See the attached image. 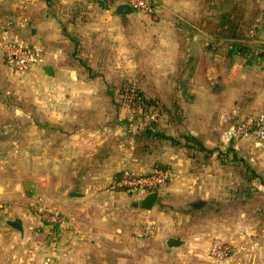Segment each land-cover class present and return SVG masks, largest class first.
<instances>
[{
	"label": "crops",
	"instance_id": "crops-1",
	"mask_svg": "<svg viewBox=\"0 0 264 264\" xmlns=\"http://www.w3.org/2000/svg\"><path fill=\"white\" fill-rule=\"evenodd\" d=\"M216 4L153 0V14H117L97 0H0V37L43 56L18 72L0 48V91L11 92H0V264H264V144L228 136L264 111V47L248 63L216 42ZM124 80L143 85L157 131L179 145L131 122L106 86ZM183 135L217 150L193 151ZM227 143L245 162L216 154ZM159 166L177 177L150 210L137 205L144 195L110 188L123 169ZM186 205L208 211L192 239ZM45 211L56 226L35 216ZM17 218L21 232L8 223ZM170 237L181 244L167 247ZM206 239L239 250L218 262L189 246Z\"/></svg>",
	"mask_w": 264,
	"mask_h": 264
},
{
	"label": "rangeland",
	"instance_id": "rangeland-1",
	"mask_svg": "<svg viewBox=\"0 0 264 264\" xmlns=\"http://www.w3.org/2000/svg\"><path fill=\"white\" fill-rule=\"evenodd\" d=\"M70 6L69 4H67ZM114 5V4H113ZM112 5V6H113ZM217 22L220 19V16L222 13H230L229 16L233 19H236L238 22V27L240 29L239 33L241 36L239 42L240 43H246L249 47H252L254 51H257L261 48L264 47V0H217ZM225 7L227 10H223L222 8ZM137 12V11H136ZM143 13V12H139ZM216 39V42H218L221 39ZM224 43L222 47H228V42L223 41ZM220 44V43H218ZM81 63V62H80ZM83 66V64H80ZM80 69V68H79ZM82 71L86 72V69L81 68ZM84 72H81V74H84ZM94 74H96L94 72ZM108 90L112 91L116 94L119 95V100L118 102L120 105H124L127 107L133 117V120L131 122L139 127L138 129L141 130V132L144 130L145 126H148L151 121L156 125L159 124V117L155 115V112L157 113L158 110L155 108L158 107L157 104H154L153 106H148L144 109V105L141 102V97H147L146 96V89L143 87L142 84H138L133 81H121L119 84H108ZM6 96H10L11 92H3L0 91ZM138 136H143V133H140ZM228 148L226 152L224 150L216 151V154L221 156L222 155H231V157H235L236 161H241L242 163L245 162L246 159L242 157L238 151H236L233 148L234 143H227ZM193 151H197L198 148L193 147ZM217 150V148H214ZM227 151H229L227 153ZM201 153L204 155H207V153L210 155L211 152L208 151H203L201 150ZM162 167V166H159ZM164 167V166H163ZM128 169V168H126ZM124 170V169H123ZM253 171L252 168L249 169V171ZM254 176H257V173L254 172ZM260 183L262 186H264V178H261ZM168 205V204H167ZM181 206L178 204H174L173 206V212L178 213L179 208ZM196 205H186L185 206V212L184 214H189L191 215V218L189 219L188 222V228L185 230V238L187 239H192V236L194 235L192 228L193 226L196 225L197 228H201V231H204L206 233L207 230V218H208V211H196L197 210ZM51 213L48 212H37L35 213V216L38 219H41L43 222H50V217ZM53 215V214H52ZM51 223V222H50ZM194 224V225H193ZM203 227V228H202ZM191 228V229H190ZM206 235V234H205ZM197 241V240H196ZM199 241V243H197ZM195 243H190L189 245L193 250H200V251H205L206 254L208 255V247L210 245V240L206 241H200L198 240ZM191 251H189L190 253Z\"/></svg>",
	"mask_w": 264,
	"mask_h": 264
},
{
	"label": "built area",
	"instance_id": "built-area-1",
	"mask_svg": "<svg viewBox=\"0 0 264 264\" xmlns=\"http://www.w3.org/2000/svg\"><path fill=\"white\" fill-rule=\"evenodd\" d=\"M126 3L132 11L153 14L155 7L153 0H114V6ZM0 48L3 52L5 62L18 72L29 70L35 64L43 63L41 48L35 45H27L0 37ZM228 136L232 140L244 137H253L258 145L264 144V111L249 113L233 124ZM177 173L170 167H155L149 173H137L130 169L122 170L111 182L110 188L121 190L131 195H146L150 191L162 189ZM50 222H57V215H50ZM147 226L143 233L150 232ZM239 248L229 241H212L208 247V255L215 261L221 262L233 256Z\"/></svg>",
	"mask_w": 264,
	"mask_h": 264
},
{
	"label": "trees",
	"instance_id": "trees-1",
	"mask_svg": "<svg viewBox=\"0 0 264 264\" xmlns=\"http://www.w3.org/2000/svg\"><path fill=\"white\" fill-rule=\"evenodd\" d=\"M99 2V5L105 9L111 8V6L114 4V0H97ZM230 13H222L220 16L219 21L214 27L213 30V35L217 39H221L223 41H227L228 43V52L229 53H235L239 54L242 57L246 59L248 63L251 62L252 58L255 57V51L252 49V47H249L246 43H240L239 40L242 35H240L239 27H238V22L236 19H232L229 16ZM141 102L144 105V109L148 106H153L154 104H157L155 100L150 99L148 97H141ZM157 109V108H155ZM157 125L156 123L154 124L153 121L148 125V129H146V134L157 137V138H162L165 140L171 141L175 145H179L181 142L179 139H176L174 137L168 136L162 132L157 131ZM154 129V130H153ZM181 139L184 140L185 146L187 147H195L203 151H208V152H214V148H206L202 145V143L196 139L195 137L191 135H183L180 137ZM229 151H227L228 153ZM232 160H235V157H232ZM47 224H51L52 226H56V222H46Z\"/></svg>",
	"mask_w": 264,
	"mask_h": 264
},
{
	"label": "water",
	"instance_id": "water-1",
	"mask_svg": "<svg viewBox=\"0 0 264 264\" xmlns=\"http://www.w3.org/2000/svg\"><path fill=\"white\" fill-rule=\"evenodd\" d=\"M130 12H132V9L126 3H120V4L115 5L114 13L124 14V13H130ZM43 70L47 74L51 73L50 66H44ZM159 192H160V189H157L154 191H150L149 193L144 195V197L138 200L137 202L138 207L146 209V210H150L151 207L157 202ZM8 223L13 228L19 230L20 232L22 231L20 219L17 218V219L8 221ZM181 242L182 241L178 238L170 237L166 240V245L167 247H174V246L180 245Z\"/></svg>",
	"mask_w": 264,
	"mask_h": 264
}]
</instances>
